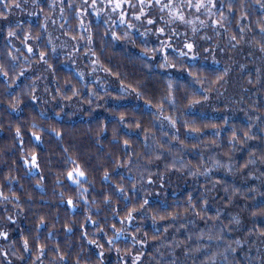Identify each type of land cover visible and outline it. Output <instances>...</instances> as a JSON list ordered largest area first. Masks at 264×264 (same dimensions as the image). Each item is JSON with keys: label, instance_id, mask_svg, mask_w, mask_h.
Returning a JSON list of instances; mask_svg holds the SVG:
<instances>
[{"label": "trees", "instance_id": "1", "mask_svg": "<svg viewBox=\"0 0 264 264\" xmlns=\"http://www.w3.org/2000/svg\"><path fill=\"white\" fill-rule=\"evenodd\" d=\"M19 2L21 8H12L10 14L6 13L9 19L0 20V65L9 72L7 78L0 75V191L10 198V202H0V209L11 212L14 220L8 236L13 257L20 264H31L37 255L36 247L44 245L45 254L41 257L44 264H53L57 247L61 249L59 255H65L67 264H77V261L79 264H98L99 261L102 264H132V257L141 254L142 264H172L173 261L176 264H211L209 257L215 260V264H264V215L260 214L264 211V176H261L264 164L259 160L261 150H264V140L256 139L235 146L229 143L233 129L238 137H242L249 124H252L253 133L264 136L259 127L261 121L256 120L257 116L264 120V60L261 59L259 44L249 46L243 43L233 49L225 42L223 29H219L221 36H216L209 27L201 29L199 33L200 36L208 35L209 40L202 41L197 37L200 55L196 61L184 58L183 65L177 63L175 68H161L159 65L163 62V56L167 55L172 60L178 55V45L186 38L183 35L186 31L184 26H179V34L171 38L168 35L158 36L154 29L146 37H141L133 29L129 32L130 39L114 41L109 47L111 32L106 35L105 29L112 26L104 23L106 17L103 14L97 17L91 7L81 8L83 14L78 18L75 9L67 8L71 0H55L50 9L47 6L50 0L38 1L36 5L31 0L28 3L25 0ZM74 2L80 5L82 0ZM224 2L226 5L227 0ZM9 3H13V0H9ZM219 3L220 0H217V5ZM234 3L238 8L240 0H234ZM243 4V15L247 19H241V25L252 29L246 31L245 35L248 40L259 41L257 22L264 19V12L257 0H243ZM61 7L65 8L63 17ZM124 11L131 21L132 10L125 7ZM152 11L156 14L155 9ZM184 11L194 12L187 8ZM219 11L217 7V14ZM224 11L232 21L230 31L238 32L235 19L241 13L228 14L226 7ZM46 16L50 19L44 21ZM156 18V26H163L158 14ZM52 20L57 23L52 24ZM79 20L83 21V29L76 27ZM65 21L68 25L63 31L75 29L69 36H64L60 29ZM41 22L47 31L40 27ZM9 28L18 35L9 39ZM84 29H91L94 37L92 47L97 53L94 58H98L100 65L108 68L112 75L96 66L110 81L109 85L115 84L118 89L122 83L126 85L125 92L133 97L132 101H125L121 93H112L116 90H111V93L97 92L93 83L87 79L81 80L76 75V65L86 69L84 65L90 62V57H69L68 53L73 51L71 44L75 43L70 36L87 37L89 33ZM115 30L122 35L126 25L117 22ZM25 34L40 37L38 41H28L37 48V54L31 57V66L24 59L28 55L21 43ZM49 36L57 46L55 53L51 51V45L45 46ZM191 36L192 33L188 31L187 37ZM162 40L171 43L172 47L158 51L151 58L143 55L142 49H159ZM65 41L68 44L60 47ZM102 42L106 45L103 50ZM84 43L80 42L81 45ZM17 48L21 54L18 55L17 71L13 73L9 68L11 60L7 53L11 51L17 55ZM204 48L210 51L204 52ZM39 51L47 52V60L52 68L37 63ZM83 51L81 47L80 52ZM213 56L218 63H214ZM241 65H244L243 69ZM20 68L26 69L25 75H19ZM225 68L228 72L223 81L213 84ZM257 68L261 69L260 84L257 83ZM197 69L201 70L200 73L196 72ZM189 71L204 80V88H212V91L202 94L210 97L208 101H203L202 95L192 97V88H200L201 85L191 83V86H187L194 79L188 76ZM13 75L17 77L15 80L11 78ZM169 83L173 84L174 108L161 99L167 95ZM33 86L37 100L30 95ZM72 88L77 89L76 96H72ZM89 91L93 93L91 96ZM138 92L141 93L139 97ZM13 97L19 100L15 111L11 107ZM192 98L201 103L189 108L187 105ZM160 104H163V111L157 113L156 106ZM154 113L160 119H154ZM121 116L124 117L123 123L120 122ZM164 116L175 120L177 127L172 128L168 120L163 119ZM137 124H140L139 128ZM17 128L21 132L19 139L16 138ZM192 128L200 131L193 132ZM34 132L41 137L40 141L35 140ZM57 132L61 134L60 137L56 135ZM173 136L177 139H173ZM125 139L129 141L130 148H125ZM153 150L162 158L159 161L153 159L149 164L148 153ZM250 151L256 153V164L241 168L249 159ZM128 152H132L131 158ZM33 153L37 156L38 168L30 170L24 165V160L31 162ZM129 159L131 172L128 167L116 166L118 160L123 164ZM213 159L230 164L231 172L213 167ZM174 161L177 167L181 161L187 167L180 172L166 169L165 165ZM137 164L141 167L138 168ZM76 166L87 176L83 189L88 191L83 199L78 195L83 190L77 189L67 179V173ZM204 167L212 168L208 177L188 174V168L202 171ZM105 171L109 172L108 181L103 179ZM149 172L156 175H148ZM141 174L143 179L138 185L139 190H133L128 178H139ZM149 180L152 183H148ZM216 181L220 183L213 188ZM120 186L124 187L128 199L118 194ZM225 187L228 188L227 192ZM233 188L239 190L236 195H232ZM106 195L112 199L110 205L103 203ZM189 196L195 205L193 208H189ZM69 198L75 201V208L68 207ZM145 199L148 204L135 214L136 219L127 232L109 245L108 240L115 235L113 226L119 229L120 220L127 210L139 208ZM205 199L207 205L203 204ZM84 200L89 201L87 206ZM93 200L96 204H92ZM112 209H116L115 214ZM145 209L147 215L157 217L155 227L151 219L142 220L141 213ZM197 212L200 216L195 215ZM169 213L181 219L174 221L168 217ZM217 213L218 219H208L216 217ZM41 216L45 218L46 226L37 231L36 225ZM87 216H91L92 220H87ZM160 216L166 218L160 220ZM233 216L240 220L239 224L229 223ZM181 223L185 226L180 227ZM65 224L71 227L70 233L65 232ZM139 225H142L141 231L136 232L135 226ZM165 228L168 230L165 231ZM221 228L224 229L222 233ZM209 229L213 236L220 234L221 239L209 240ZM49 231L52 232L50 238ZM201 233L203 236L198 239ZM133 235L141 243L134 244ZM21 237L29 240L30 252L22 251ZM88 240H96L103 247L89 244ZM237 240L240 241L239 245L234 243ZM180 241L184 242L180 247H169ZM229 245L236 250L226 252ZM197 246L201 248L200 253L189 251ZM117 248L120 249L119 253ZM213 253L216 255L213 256Z\"/></svg>", "mask_w": 264, "mask_h": 264}, {"label": "snow or ice", "instance_id": "2", "mask_svg": "<svg viewBox=\"0 0 264 264\" xmlns=\"http://www.w3.org/2000/svg\"><path fill=\"white\" fill-rule=\"evenodd\" d=\"M38 3V0H32V4L36 5ZM55 3V0H52V3H50L48 5L49 8L53 7ZM257 3H259L260 5V9L262 12H264V0H257ZM100 5V6H98ZM127 5L128 9L132 10V17H131V21H129L128 17H127V13L124 11V6ZM87 7H91L94 10V14L97 17H101V15L103 14L104 17H106L104 19V23L105 24H111V29L106 28L105 29V34L107 35L108 32H111V41L108 42L107 46H111V43L114 41H119V40H128L130 39L129 36V32L133 29H135L137 32H139V35L141 37H146L147 35H149L150 33L153 32V29L155 31V33L158 36H163V35H168L170 38L177 36L178 33V29L179 26H184L186 28L185 33L183 34L186 38L181 41L180 45H178L179 47V52L178 55L176 57H174L172 60H170V58L165 55L163 56V62L159 65L161 68H175L177 66V63L183 65L184 63V58H188L191 61H196L197 57L200 55V53L197 51V37H199V40L202 41H207L210 39V37L208 35H203L200 36L199 33L201 31V29H207V28H211L213 33L216 36H221V32L219 31V29H223V33L226 34V43L228 45L231 46V48L236 49L238 45H241L243 43H248L249 46H254L256 44H259V52L262 54L261 55V59L264 60V19H261L260 21H258V27H259V34H260V38L259 41L252 39V40H248V38L246 37L245 33L246 31H252L251 28H249L247 25H241V19H247L246 16L243 15V9H244V4H243V0H240V4L237 8V5L234 3V0H227V4L225 5L224 0H220L219 5H217V0H91V3L89 4V0H82V3L80 5L75 4L74 0H71V2H69L67 4V8L68 9H75V14L76 16L79 18L83 13L81 12V8H87ZM217 7H219L220 11L219 14H217ZM225 7L227 8V13L228 14H234L237 11H239L241 13V15L239 17H237L235 19V27L238 29V32L232 33L230 31V26L232 24V21L229 18V15H227L224 11ZM12 8H16L19 9L21 8V4L19 2V0H13V3H9V0H0V20H8L9 19V15L11 13ZM194 9V12H189V13H185L184 9ZM153 9L156 10V14L153 13ZM110 10V11H109ZM41 11H43V9H41ZM7 13V14H6ZM60 14L61 17L64 16L65 14V8L61 7L60 9ZM157 14L159 16V21H162L163 26L157 27ZM204 17V18H201ZM111 18V19H108ZM45 19H50V17L46 16ZM117 22L120 25H126V30L123 32L122 35L118 34V32L115 30V26L117 24ZM137 22L139 23V26H137ZM57 21L56 20H52V24H56ZM68 25V22L65 21L63 24L60 25V29L62 30V34L64 36H69L70 32L75 31V29L73 28H68V31H63ZM175 25V27H173ZM40 27L43 28L45 31H47V28L45 26V24L43 22H41ZM76 27L83 29L84 25H83V21L79 20L78 24L76 25ZM143 28V31H140V29ZM85 31H87L89 34L87 35V37L83 36V35H76V34H72L70 36V40L74 41L75 43L71 44V47L73 49L72 52H69L68 55L69 57H74L76 55H84V56H88L90 57V64L93 65L91 71L94 73L96 71V65H99L103 71L109 75H112V73L109 71L108 68L104 67L103 65H100L99 59L98 58H94L97 56V53L95 51H93V42H94V37L91 34V29H84ZM190 31L192 33L191 38L187 37V32ZM18 34L12 29L9 28L7 31V37L9 39L16 37ZM40 39L39 36L36 37H32L28 34H25L23 37V40L21 41V43L23 44L24 48L27 50L28 55L24 57L25 61L27 63H29V66H31V57L37 54V48L35 46H31L28 41L31 40H36L38 41ZM101 40L103 41V37H101ZM81 41H85V43L83 45L80 44ZM133 44H135V41H132ZM68 44V41L63 42V44H61L60 47H64L65 45ZM51 45V51L53 53L57 52V46L54 44L51 36H49V38L46 41V45L48 46ZM105 43H101V50H103L105 48ZM83 47L84 51L83 53L80 52V48ZM172 45L171 43H169L168 41H161V45L159 49H154V48H147L145 47L144 49H142V53L145 56H149V58H151L152 56H155V54L158 51H163L165 48H171ZM175 51V49H173ZM222 50V49H221ZM17 55H13V53L11 51H9L7 53V57L10 58L11 60V64L9 65L10 70L15 73L17 71L16 69V64L19 62L18 61V55L21 54L20 49L17 48L15 49ZM204 52H209L210 49L209 48H204L203 49ZM173 60H175L176 62L174 63ZM213 61L214 63H218V61L215 60V57L213 56ZM37 63H42L48 66V68H52L53 66L51 64L48 63L47 60V52L46 51H39L38 53V60ZM241 68H244V65H241ZM200 69H197L196 72L200 73ZM26 69L24 68H20L19 69V75L23 76L25 75ZM228 69L225 68L223 70V74L221 75H217L216 77V81H213L212 83L215 84L217 82H221L224 79V76L227 75ZM257 72V83L260 84L261 83V69L257 68L256 69ZM0 75L4 76V77H8L9 76V72L4 70L3 65H0ZM77 76H79V78L81 80L85 79V75L83 72H77L76 73ZM188 76L189 77H194L193 81L189 82V84L187 86H191V83H197L200 84L201 87L200 88H192V97H195L197 95H202L203 93L206 92H210L212 91V88H204V80L200 79L199 75H195L192 71L188 72ZM13 80H15L17 77L15 75H13L11 77ZM40 77H37V79H39ZM249 84L252 83L251 80L248 81ZM33 84H35V82H33ZM264 86V85H262ZM120 92L123 93L126 91V85H124L123 83L120 86ZM45 91H47V89H45ZM133 91H135V89H133ZM35 92H36V88L35 86H33L32 90H31V97L33 100H37L38 97L35 96ZM71 93L72 96H76L77 95V89L76 88H72L71 89ZM93 93L91 91H89V96H91ZM141 95V93H137V96L139 97ZM68 99H70L71 97H66ZM162 100H166L168 104H170L173 108L176 106V101H175V97L173 95V84L169 83L168 85V89H167V95L165 97L161 98ZM202 99L203 101H208L210 99V97L206 94L202 95ZM14 103L13 105H11L13 111L17 110L18 104H19V100L16 97H13ZM147 103V101H146ZM201 101L195 98H192L189 100V103L187 105V107H192L194 105L200 104ZM156 111L157 113H162L163 111V104L157 105L156 106ZM57 115H59V113H57ZM154 119H160V116H158L156 113L153 114ZM164 120H168L170 126L172 128H176L177 127V122L173 119H171L168 116H164L163 117ZM249 119H251V117H249ZM256 120H260L261 124H260V130L261 132H264V120H261V117L257 116ZM124 121V117L121 116V123H123ZM225 123H227V118H225ZM137 128L140 127V124L136 125ZM212 127H216L215 125H213ZM103 131V129H102ZM145 131L147 132V129H145ZM191 131L193 132H199L200 130L198 128H192ZM217 135H219V133H216ZM56 135L58 137H60V133H56ZM33 136L35 138L36 141H40L41 137L39 135H37L35 132L33 133ZM16 138H21V132L20 129L17 128L16 129ZM115 139V136L113 137ZM173 139H177L176 136L172 137ZM145 139H147V136L145 137ZM256 139H260V140H264V136H257L255 133L252 132V124H249L247 126V129L243 131V136L242 137H238L237 135V131L235 129H233L232 132V136L229 139V143L233 144V146H235V144H247L248 141H252V140H256ZM123 144L125 146V148H130L131 145L129 144V141L127 139H125L123 141ZM147 147V145H146ZM162 147V146H161ZM132 152H128V156L129 158H131ZM138 155V154H137ZM249 159H247L245 161V163L241 166V168H247L249 165H255L257 162V156L255 152H249ZM149 159H148V163L151 164L153 159L159 161L162 157L160 154H157L155 152V150H153L152 152L148 153ZM229 159H231V157H229ZM259 160L262 164H264V150H261V155L259 156ZM130 159L128 162H124L123 164L118 160L116 162V166L117 167H129L130 165ZM213 167L215 168H225L226 170H228L229 172H231V165L230 164H225L222 163L220 160H216L213 159L212 161ZM24 165L26 167H28L30 170H34L38 168V163H37V156L35 153H33L31 155V162H29V160L25 159L24 160ZM166 169H175L177 172L182 171L183 169H185L187 167V165L181 161L179 162V167H177V162H173L171 164L165 165ZM212 171V168L209 167H204L203 170L201 171L199 168H197L196 171H192L191 168H188V174L190 176H205L208 177L209 173ZM252 173H249V176H251ZM261 176H264V171L261 172ZM163 177H161L162 179ZM258 178V177H257ZM67 179L69 181L72 182V184L76 185L77 189L81 188V185L87 180V176L86 173L81 170L78 166L74 167L72 171H69L67 173ZM103 179L105 181L109 180V172L105 171L103 174ZM57 183H59V180L57 181ZM148 183H152L151 180L148 181ZM219 181H216L213 184V188L216 187V184H219ZM39 186V185H38ZM132 188L133 190H135V183H132ZM225 192L228 191V188L225 187ZM252 191H254L255 189H251ZM87 189L84 188L83 192L79 193V198L83 199L84 198V194L87 193ZM117 191L121 194V196H123L125 199H127V194L125 192V189L123 186H120ZM239 190L233 188L232 190V195H236L237 192ZM61 196H63V193H61ZM229 200H231V196L229 197ZM0 202H10V198L9 196L5 195L2 191H0ZM112 202V199L110 196L106 195L103 198V203L105 205H110ZM208 201L205 199L203 201L204 205H207ZM84 204L87 206L89 204L88 200H84ZM92 204H96V201L93 200ZM148 204V201L145 199L142 201V203H140L139 205V209H137L136 207H132L129 208L126 212V214L123 216V218L120 220L121 225L125 224V222H127V224L129 226H131L133 224V222L136 219V213L140 212V210L145 208V205ZM67 205L69 208H75L76 207V203L72 198L67 199ZM188 205L189 208H193L195 207V205L192 202L191 196H189V200H188ZM97 210L99 211V208H97ZM22 211V210H21ZM87 211V208H86ZM113 214L116 213V209H112ZM185 211L187 212L188 209L186 208ZM261 215H264V211H261L260 213ZM196 216H200V213L197 212L195 213ZM253 215H256V213H253ZM168 217H170L172 220H175L177 218L176 215H173L171 213L168 214ZM219 217V213H217L216 217H209L208 219H218ZM166 217L165 216H160L159 219L160 220H164ZM87 220H92L91 216H87L86 217ZM152 220L154 223H156L157 221V217L156 216H152ZM93 223H95V221H92ZM229 223L231 224H239L240 220L233 216L231 217ZM42 226H46V221L45 218L43 216L40 217L39 222L36 225V229L37 231L40 230V228ZM170 226V225H169ZM183 227V225H182ZM114 228V232L115 235L110 238L108 240L109 245L113 244V242L117 239H119L122 235L123 229H117L115 228V226H113ZM64 230L66 233H70L72 231L71 227L68 224L64 225ZM168 229L165 228V231H167ZM223 228H221V233L223 232ZM98 231H103V229H98ZM140 229L137 228L136 232H139ZM264 234V233H262ZM52 236V232L49 231L48 233V237L50 238ZM203 233H201V237H198V239L202 238ZM0 238H3L5 240H7L8 238V233L6 231L0 230ZM209 240L212 239H216L219 240L221 239V235L220 234H216L215 236H213L211 229H209V234L207 237ZM188 239L190 240L191 237L189 236ZM132 240L134 244H138L141 243L140 240H138L136 238L135 235L132 236ZM21 243H22V251L23 252H30L31 248H30V242L26 237H21ZM89 244H93L96 245L98 248H102L103 246L98 244L96 240H88ZM184 243L183 241L180 242H176L174 245H169V247H180V245ZM234 243L236 245L240 244V241H234ZM236 249L233 248L231 245H229L225 251L226 252H234ZM56 253H57V257H54V261L53 264H67L66 261V257L65 255H59L61 249L59 247H57L55 249ZM116 251L119 253L120 249L117 248ZM189 251L195 252V253H200L201 252V248L199 246H197L194 249H190ZM36 252L37 255L35 256V259L31 261V264H44V261L41 259V257L45 254V246L44 245H38L36 247ZM5 254V250H0V255H4ZM188 252H185V255H187ZM142 255V254H141ZM141 255H136L134 257H132V264H142L141 262ZM216 254L213 253V256H215ZM100 256H103V251L100 252ZM20 259H23V257H19ZM225 259H227V257H225ZM209 260H211V264H215V260L212 259V257H209ZM8 264H11V261L8 262ZM77 264H79V261H77ZM98 264H102V261H99ZM172 264H176V261H173ZM203 264V262H202Z\"/></svg>", "mask_w": 264, "mask_h": 264}, {"label": "rangeland", "instance_id": "3", "mask_svg": "<svg viewBox=\"0 0 264 264\" xmlns=\"http://www.w3.org/2000/svg\"><path fill=\"white\" fill-rule=\"evenodd\" d=\"M38 1L41 2V0H38ZM50 1L52 2V0H50ZM98 6H100V5H98ZM125 7H127V5L124 6V9H125ZM192 10L194 11V9H192ZM30 13H31V10H30ZM37 13H38V11H37ZM108 19H111V18H108ZM29 20H31L30 17H29ZM44 21H47V20L44 19ZM84 66L86 69H82L81 67H77V65H76V71L77 72H83L85 75V79H87L89 82L93 83L94 88L96 86L97 92L107 93L106 91H109L111 93V90H116L112 93H121L115 84L109 85L110 81L105 77V75H103V73L99 70V68L97 66H95L96 71L94 73L91 71L93 65H91L90 62L88 64H85ZM96 88H95V90H96ZM121 94H122V96L125 97V101H127V100L132 101L133 97L126 94V92H123ZM13 222H14V220L12 217V213L9 212L8 210L3 211L0 209V230L6 231L8 233V236H9V233L11 230L10 228L13 226L12 225ZM10 247L11 246L9 244V237L7 238V240L0 238V250H5V254L0 255V264H8L9 261H11V264H20L19 260H17L15 257H13V255L11 253L12 249Z\"/></svg>", "mask_w": 264, "mask_h": 264}, {"label": "clouds", "instance_id": "4", "mask_svg": "<svg viewBox=\"0 0 264 264\" xmlns=\"http://www.w3.org/2000/svg\"><path fill=\"white\" fill-rule=\"evenodd\" d=\"M31 2H32V0H31ZM25 3H28V0H25ZM136 166H137L138 168L141 167L140 164H137ZM143 167H147V165H144ZM128 171H129V172L132 171V167H131V166L128 167ZM148 175H156V174H155V173H151V172H149ZM161 177H162V176H161ZM128 179L131 181V183H135V189H136V190H139V189H138V185H141V181H142V179H143V174H141L139 178H137L136 176H131V177H129ZM85 182H87V180H86ZM80 189L83 190V184L81 185V188H80ZM118 194L121 196L120 193H118ZM146 194H147V195H150V193H146ZM124 199H125V198H124ZM127 199H128V198H127ZM146 200H147V199H146ZM147 201H148V200H147ZM137 209H139V208H137ZM146 213H147V210H146V209H145V212H144V213H141V218H142V220L147 221V220L151 219L152 224H153V226L155 227V226H156V223L153 222V220H152V216H149V215H147ZM180 219H181V218H180L179 216H177V218H176L174 221H179ZM182 225H183V227L185 226L184 223H181V224H180V227H182ZM128 227H129L128 224H123V225H121V227H120L119 229H123L122 235H124V234L127 232ZM170 227H171V225H170ZM137 228H139L140 231H141L142 225L135 226V231H136ZM140 231H139V232H140ZM122 235H121V236H122ZM193 260H195V257H193Z\"/></svg>", "mask_w": 264, "mask_h": 264}]
</instances>
